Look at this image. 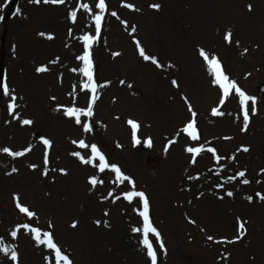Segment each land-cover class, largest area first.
<instances>
[{"label": "rangeland", "instance_id": "rangeland-1", "mask_svg": "<svg viewBox=\"0 0 264 264\" xmlns=\"http://www.w3.org/2000/svg\"><path fill=\"white\" fill-rule=\"evenodd\" d=\"M96 2L0 0V65L18 97L19 118L33 121L22 125L13 119L7 110L9 98L0 91V149L32 148L15 158L0 151V246L16 250L18 264H56L54 253L37 246L24 229L16 239L11 237L18 224L28 223L52 233L54 243L73 264H150L140 243L142 233L132 231L142 228V205L138 198L129 203L122 195L135 190L146 194L150 221L164 245L161 249L149 234L157 264H264V200L256 196L264 195V97L258 94L264 82V0H105L101 33L91 49L98 99L93 116L82 117L93 127L85 133L56 109L72 106L74 97L75 106L86 108V95H92L80 91L86 78L71 69L81 66L75 59L83 50L78 37L95 35L91 16L80 5L88 3L98 11ZM17 9L19 14L13 15ZM70 11L77 12L75 24L67 18ZM228 33L230 39L225 40ZM137 41L160 67L140 56ZM201 50L209 59L216 57L229 80L256 98L255 115L249 102L246 131H241L239 97L233 89L220 105L222 92L213 83V70ZM40 66L48 70L37 73ZM213 107L224 115L213 116ZM129 119L139 125L140 144L133 143ZM193 119L196 141L182 131ZM40 137L52 143L47 165ZM148 138L151 147L143 143ZM173 139L176 142L165 152V144ZM80 140L88 147L80 148ZM93 143L133 184L116 181L110 170L101 173L71 155L75 151L89 158ZM186 147L205 150L193 164ZM208 148L221 159L217 161ZM239 171L245 176H236ZM91 176L104 182L92 187ZM242 179L249 183H241ZM14 195L36 215L28 218L21 213ZM238 219L245 227L236 239ZM0 264L11 261L0 253Z\"/></svg>", "mask_w": 264, "mask_h": 264}, {"label": "snow or ice", "instance_id": "snow-or-ice-1", "mask_svg": "<svg viewBox=\"0 0 264 264\" xmlns=\"http://www.w3.org/2000/svg\"><path fill=\"white\" fill-rule=\"evenodd\" d=\"M8 0H5V4H7ZM30 3L34 4H39L41 2L45 4H56V5H62L65 3V0H29ZM126 8H133V5L131 4H125L123 5ZM80 7L83 8V10L86 13H89L91 16V20L94 23L95 26V35H89L87 33L81 35L78 37V39L82 42L83 44V50L82 54L77 55L75 57L76 60L81 62V66L78 68H73L71 69L72 71H78L83 77L86 78L84 82L80 84V91H85L90 92L92 95L90 98L87 97L86 95V104L87 107H77L75 106V97L73 98V105L72 106H63V105H58L57 106V111H60L61 109L63 110V115L74 119V122L76 125L81 126L83 131L85 133H89L93 131V127L91 124L85 122L82 120V117H87L90 118L93 116V107L98 99L97 96V88L98 85L94 80V75H93V59H92V45L94 42L97 40V38L100 36L101 29H102V22L104 20V13L106 11V2L105 0H97L95 3V9L98 11H93L92 8H90L88 3H83L80 5ZM152 8L158 9L160 7L159 4H152L150 5ZM249 11H251V5L248 6ZM19 9L13 15L19 14ZM111 15L113 17L117 16L116 12H112ZM67 18L75 24L77 21V12L76 11H70L68 12ZM121 23H125L124 21H121ZM133 31L135 29L133 28ZM72 30L69 29V34L71 35ZM39 35L45 36L47 35V39H53V36L51 34H45L41 32ZM231 36V33H228L225 35V40H229ZM137 49L139 50L140 56L145 60V61H151L153 65H156L157 67H160V64L157 60L156 57L154 56H149L145 54L144 49L140 46L139 42H136ZM113 55H118V53H113ZM200 55L205 59V61L209 64L211 69L213 70L214 74V80L213 83L219 86V89L222 92V95L220 96V105H223L225 103V98L229 97L230 91L235 90V94L239 97V106H240V111L243 114V127L241 128V131H246L248 124H249V102H251V114L255 115L256 114V98L254 96H249L246 95L244 91H242L238 86L237 83L234 81H230L229 77L225 75L220 68V64L217 61L216 57H211L209 59V56L205 54L203 50L200 51ZM55 61H52L51 63H54ZM37 73H42L46 72L48 69L45 66H40L37 67L36 69ZM121 84H124V81L120 82ZM173 86H177V82L175 80L172 81ZM99 87H103V85H100ZM131 87V85H129ZM0 91H2V94L4 97L9 98V102L7 103V110L10 115H12L13 119H17L19 123L22 125H31L33 121L28 118L20 119L18 113L16 112V109L18 107L16 101L18 97L14 94L12 90H10L6 78H0ZM51 99H55V97H52ZM189 112L191 113L192 117L194 118L196 113L191 109V106L189 105ZM211 113L213 116H222L224 113L222 111H218L217 107H213L211 110ZM127 123L130 125L132 129V140L134 145L135 144H140L141 141L137 139V129L139 127L138 123L129 119ZM184 133L187 134V136L193 140L196 141L199 139L197 135V129L195 127V120L193 119L192 121L188 122L187 125L182 129ZM225 139H230L229 137H225ZM40 141L42 145L44 146V164L47 165L48 163V150L51 148L52 143L49 139L45 137H40ZM176 141L169 140L167 144H165L164 151L167 152L169 149V146L174 144ZM73 143H77V141H73ZM144 145L146 147H151L152 141L151 138H148L145 140ZM80 148H86L88 145L85 144L84 140H80L78 142ZM119 147V145H118ZM91 150V155L89 158L85 159L83 156L80 155L79 152H72L71 155L76 157L77 159L80 160L82 164L86 165H93L94 167L97 168V170L101 173H103L106 169L110 170L111 173L115 174V179L116 181H127L128 184H133V181L129 179L128 176L123 175L121 172V169L115 164V163H109L106 159L105 154L97 147L96 144H91L90 146ZM205 149L203 147H186L185 151L188 153L192 154V159L190 163H196V157L199 153L203 152ZM243 152H248L249 149L247 147H242L241 149ZM0 151H3L4 153H7L8 156L10 157H23L27 153L32 151L31 146L25 147L22 150L19 151H13L7 147H4L3 149H0ZM208 152L212 153L213 157L219 161L221 159L220 156L216 154V150L214 148H208ZM99 161L98 164H93L94 161ZM29 167L35 169L37 165L35 164H30ZM17 169L13 168L12 172H16ZM61 174H66L64 169L59 170ZM262 172H264V169H261ZM10 174V173H9ZM43 175H47V169L42 173ZM236 176L238 177H244L245 172L244 171H239L236 173ZM236 176L234 177H229V180L235 179ZM103 180H98L96 176H91L89 177L88 183L92 186L95 187L98 183H103ZM243 184H248L249 180L247 179H242L240 181ZM217 187H222V185H217ZM123 198L128 201L129 203H132L134 198H138L140 204L142 205V210L139 211V216L142 218V228H132L133 232H141L143 238L140 240V243L143 245L144 249H146L147 257L150 260V264H157V253L153 248L152 242L149 240V234H152L155 238L156 241L160 243V248L163 249L164 245L161 241V235L157 231V229L152 225L149 217V201L146 196V194L143 191H135V190H130L122 193ZM227 196L231 197L233 193L231 191H228L226 193ZM108 196H112V192L108 193ZM256 196L259 197V199L264 200V195H262L260 192L256 193ZM249 202L252 201V196L246 197ZM13 200L16 201V207L19 209L21 213H24L28 218L34 217L36 214L32 211H30L26 206H22L21 203L19 202V197L14 195ZM105 215H108L107 212H105ZM191 222V221H190ZM97 225L101 223V221L97 220L95 221ZM105 226L107 225V222H104ZM72 227H76V223L73 222L71 225ZM49 227H52V225H49ZM244 227H245V222L240 221L238 219V232L240 235L236 237V239H239L240 236L244 234ZM24 229L27 233L31 234L32 239L35 241L37 246L43 245L47 249L51 250L52 253H54L55 256V261L56 264H73V262L69 259V257L65 254H62L61 249L57 246L56 243H54L52 233L45 231L41 232L38 227H32L30 224L25 223V224H18L15 229H13L10 233L11 237L13 239L17 238L18 232L20 229ZM208 240H213V237L208 236ZM0 253L5 254L10 261L11 264H18V253L16 250H11L8 247L0 246Z\"/></svg>", "mask_w": 264, "mask_h": 264}, {"label": "water", "instance_id": "water-1", "mask_svg": "<svg viewBox=\"0 0 264 264\" xmlns=\"http://www.w3.org/2000/svg\"><path fill=\"white\" fill-rule=\"evenodd\" d=\"M0 78H2V75H0ZM259 93H260L261 95H264V84H262V85L260 86V88H259Z\"/></svg>", "mask_w": 264, "mask_h": 264}]
</instances>
